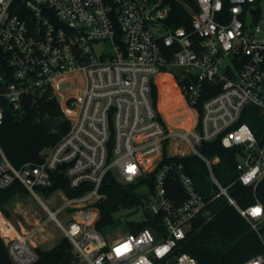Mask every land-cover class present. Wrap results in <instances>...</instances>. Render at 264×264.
<instances>
[{"label":"built area","instance_id":"built-area-1","mask_svg":"<svg viewBox=\"0 0 264 264\" xmlns=\"http://www.w3.org/2000/svg\"><path fill=\"white\" fill-rule=\"evenodd\" d=\"M175 1L183 0H0V128L7 110L54 99L70 120L41 163L17 167L0 146V189L20 183L48 213L27 229L0 210L12 263L39 259L34 237L54 220L80 264H199L182 249L194 222L209 220L221 197L263 247L243 264H264V203L257 197L244 206L231 193L237 182L256 190L264 181V10L257 11L259 0H194L189 26L175 27ZM105 43L111 49L98 52ZM176 67L184 68L178 88L194 122L172 128L155 108L153 90L161 74L175 77ZM216 141L235 155L237 174L227 184L215 173L220 156L201 150ZM186 156L202 161L209 189L200 190L176 160ZM59 170L85 191L51 192L52 209L40 189L52 186ZM110 172L148 188L145 213L161 214L162 228L112 241L97 228ZM170 175L181 185L179 201L167 187Z\"/></svg>","mask_w":264,"mask_h":264},{"label":"trees","instance_id":"trees-1","mask_svg":"<svg viewBox=\"0 0 264 264\" xmlns=\"http://www.w3.org/2000/svg\"><path fill=\"white\" fill-rule=\"evenodd\" d=\"M187 4L194 11H198L194 0L175 1L169 18L172 26H189L191 14ZM257 7V11L261 10L264 7V0H259ZM174 74L178 84L182 86L183 81L180 74L175 72ZM159 88L160 97L159 89L154 87L153 104L158 111L162 112L170 127H186L193 124V112L187 108L180 96L178 101L184 105V111H188L189 114L187 113L188 115L184 117L181 125L172 121V116L169 114L170 107L167 103L169 96L175 97V92L161 82H159ZM209 95L204 93V99ZM248 122L255 128V119H249ZM69 128L70 120L65 117L56 99L50 102L29 103L21 113L6 111L4 122L0 128V146L17 167L27 162L41 163L44 160L45 151L54 146L68 132ZM201 150L210 157L220 156L221 160L215 166V173L224 184L229 183L236 176L235 155L231 154L218 141L203 143ZM176 160L185 164L200 190L211 187L205 166L196 156L178 157ZM52 179V186L40 189L46 196L59 188L63 189L68 196H77L85 191V188L71 187L63 170L54 173ZM167 187L174 199L179 201L183 198L181 185L172 175L169 176ZM140 188L141 183L124 184L117 180L113 173H108L103 185V191L107 197L99 203L100 218L96 223L97 228L106 232L109 228L122 223H125L128 230L133 232L145 227L154 231L162 228V215L151 213L148 209L143 220L140 221L130 220L125 215L116 213L122 207H142L146 204V194ZM231 193L244 206L254 203L257 197L264 203V181L256 190L237 182L231 187ZM25 194H29V192L20 183L0 189V210L9 215L5 207L6 204L17 195ZM212 209L214 213L209 220H206L205 216H200L194 222V228L182 251L195 256L199 264H243L263 252L258 235L247 220L233 206L228 205L225 199L218 197L213 203ZM37 250L39 259L34 264H80L66 237L60 239L51 248L38 247ZM0 264H14L10 260L6 244L1 237Z\"/></svg>","mask_w":264,"mask_h":264},{"label":"rangeland","instance_id":"rangeland-1","mask_svg":"<svg viewBox=\"0 0 264 264\" xmlns=\"http://www.w3.org/2000/svg\"><path fill=\"white\" fill-rule=\"evenodd\" d=\"M264 10V7H263ZM109 50L111 49L110 44L105 43L97 46V51L100 52L102 50ZM184 68L183 67H176L174 72L177 74L182 75ZM175 75V74H174ZM162 84L166 85L171 91H174V96H169L168 100V107L169 114L172 116V121L177 124H182V120L186 115L189 114L188 111H184V105L179 102L180 92L178 90V83L176 78L174 77L173 80H170L168 76H161L158 78ZM178 95V96H177ZM160 97V94H159ZM160 99V98H159ZM159 101V100H158ZM186 105V104H185ZM159 107V102H158ZM188 113V114H187ZM191 125V124H190ZM143 192L148 191V188L145 186H141L140 188ZM45 201L51 206L52 209H55L53 203V197H48L44 195L43 197ZM6 209L8 210V217L10 220L17 226L25 227L30 229L36 226L39 221L46 220L48 213L42 208L41 204L31 194L25 195H17L12 200H10L6 204ZM3 211V210H2ZM5 213V212H4ZM117 214L125 215L128 219L134 221L143 220L145 210L142 206H133V207H122L119 209ZM130 230H128L125 223L119 224L116 227L109 228L106 232L109 233V240L112 241L113 239H117L120 237L125 236ZM64 237L62 231L56 226L54 220L48 221L42 229H40L36 236L34 237V241L39 245L41 248H51L54 246L60 239Z\"/></svg>","mask_w":264,"mask_h":264},{"label":"crops","instance_id":"crops-1","mask_svg":"<svg viewBox=\"0 0 264 264\" xmlns=\"http://www.w3.org/2000/svg\"><path fill=\"white\" fill-rule=\"evenodd\" d=\"M161 76H168V78L170 79V80H173L174 79V76L172 75V74H161L159 77H161ZM158 77V78H159ZM160 81H158V83H159ZM178 86V85H177ZM178 88V87H177ZM158 89H159V94H160V88H159V86H158ZM178 90H179V88H178ZM181 95V94H180ZM182 96V95H181Z\"/></svg>","mask_w":264,"mask_h":264},{"label":"snow or ice","instance_id":"snow-or-ice-1","mask_svg":"<svg viewBox=\"0 0 264 264\" xmlns=\"http://www.w3.org/2000/svg\"><path fill=\"white\" fill-rule=\"evenodd\" d=\"M131 170V169H130ZM259 210L257 209V210H254V212H258Z\"/></svg>","mask_w":264,"mask_h":264}]
</instances>
